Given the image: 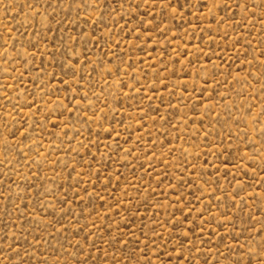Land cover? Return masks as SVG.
Returning <instances> with one entry per match:
<instances>
[{
  "label": "rangeland",
  "instance_id": "obj_1",
  "mask_svg": "<svg viewBox=\"0 0 264 264\" xmlns=\"http://www.w3.org/2000/svg\"><path fill=\"white\" fill-rule=\"evenodd\" d=\"M0 264H264V0H0Z\"/></svg>",
  "mask_w": 264,
  "mask_h": 264
}]
</instances>
